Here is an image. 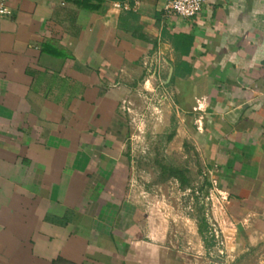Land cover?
Returning <instances> with one entry per match:
<instances>
[{
  "label": "crops",
  "instance_id": "obj_1",
  "mask_svg": "<svg viewBox=\"0 0 264 264\" xmlns=\"http://www.w3.org/2000/svg\"><path fill=\"white\" fill-rule=\"evenodd\" d=\"M168 2L9 0L0 264H264V0H208L190 20ZM178 34L194 40L183 57ZM178 62L191 73L176 76ZM156 82L169 87L177 138L200 153L210 205H224L207 204L191 234L132 197L124 103Z\"/></svg>",
  "mask_w": 264,
  "mask_h": 264
},
{
  "label": "rangeland",
  "instance_id": "obj_2",
  "mask_svg": "<svg viewBox=\"0 0 264 264\" xmlns=\"http://www.w3.org/2000/svg\"><path fill=\"white\" fill-rule=\"evenodd\" d=\"M172 107L169 87L161 82L148 87L142 84L124 103L130 123L131 191L134 201L149 215L164 216L169 224L180 225L184 233L191 234V228L199 225V216L208 209L206 205L211 207V188L206 184L200 153L189 141L177 138ZM176 168L186 171L188 185L170 175ZM186 219L192 221L187 223ZM213 229L220 234L216 226ZM209 231L204 228L202 234L211 245Z\"/></svg>",
  "mask_w": 264,
  "mask_h": 264
},
{
  "label": "built area",
  "instance_id": "obj_3",
  "mask_svg": "<svg viewBox=\"0 0 264 264\" xmlns=\"http://www.w3.org/2000/svg\"><path fill=\"white\" fill-rule=\"evenodd\" d=\"M134 4V8H138L139 5L141 4L142 0H132ZM208 0H169L167 6H166V11L172 13L173 15L185 19V20H190L198 16L202 10L205 4L207 3ZM9 0H0V17H5V16H10L11 15V10L8 6ZM114 7L120 8V4L116 3L114 4ZM214 191H211L210 193V201L211 204L214 203V198L215 195L213 193ZM218 198V197H217ZM211 207L215 210H219L220 214L224 212V205L222 203H219L218 205H211ZM213 221L216 226L217 232L219 231L221 234L223 233V226H222V221L219 216L213 217Z\"/></svg>",
  "mask_w": 264,
  "mask_h": 264
},
{
  "label": "trees",
  "instance_id": "obj_4",
  "mask_svg": "<svg viewBox=\"0 0 264 264\" xmlns=\"http://www.w3.org/2000/svg\"><path fill=\"white\" fill-rule=\"evenodd\" d=\"M171 40L175 52L180 54L181 57L189 53L194 41L191 36L181 35V34L173 36ZM181 70L182 71L184 70L185 73L189 75L191 73V66L187 64V62H178V65L176 66L175 75L177 76L178 73L180 74ZM170 173H171L170 175L176 177L181 182L182 185H188V180L185 176L186 171L184 169L176 168L174 170H171ZM206 184L208 185L209 183L206 182ZM204 228L208 231V224L206 223V218H203L201 220V225H200L201 233H203Z\"/></svg>",
  "mask_w": 264,
  "mask_h": 264
}]
</instances>
